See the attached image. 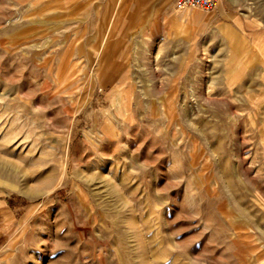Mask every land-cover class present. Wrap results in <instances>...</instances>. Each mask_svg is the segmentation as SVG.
<instances>
[{"label": "rangeland", "instance_id": "rangeland-1", "mask_svg": "<svg viewBox=\"0 0 264 264\" xmlns=\"http://www.w3.org/2000/svg\"><path fill=\"white\" fill-rule=\"evenodd\" d=\"M0 0V264H264V0Z\"/></svg>", "mask_w": 264, "mask_h": 264}, {"label": "built area", "instance_id": "built-area-1", "mask_svg": "<svg viewBox=\"0 0 264 264\" xmlns=\"http://www.w3.org/2000/svg\"><path fill=\"white\" fill-rule=\"evenodd\" d=\"M218 2L219 0H177L176 5L178 7L198 5L205 10H212L215 8Z\"/></svg>", "mask_w": 264, "mask_h": 264}, {"label": "crops", "instance_id": "crops-1", "mask_svg": "<svg viewBox=\"0 0 264 264\" xmlns=\"http://www.w3.org/2000/svg\"><path fill=\"white\" fill-rule=\"evenodd\" d=\"M216 7V6H215Z\"/></svg>", "mask_w": 264, "mask_h": 264}]
</instances>
